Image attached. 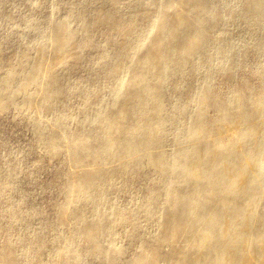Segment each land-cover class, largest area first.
<instances>
[{"label": "bare ground", "instance_id": "bare-ground-1", "mask_svg": "<svg viewBox=\"0 0 264 264\" xmlns=\"http://www.w3.org/2000/svg\"><path fill=\"white\" fill-rule=\"evenodd\" d=\"M127 1L129 5L123 7V12H130V20H125L123 12L114 7L121 0H109L112 6L108 11H81L82 18L75 27L61 21L52 39L56 54L53 67L98 61L99 76L108 83V100L104 95L100 98L99 87L85 93L81 87L76 89L84 94L83 104L88 109L82 111L67 137L72 162L95 164L106 157H127L141 150L149 153L130 160L119 177L111 171L92 168L72 178L71 189L79 210L71 217L74 225L69 232V245L67 250H58L46 264L87 262L76 254L80 237L92 239L87 253L98 256L102 264H264V95L251 99L246 90L230 91L224 95L216 117L209 121L207 109L215 99L208 81L213 72L211 64L204 71L202 84L187 86L189 94L184 98L177 95L183 89L181 84L172 87L176 93L165 92L166 83H177L185 75L188 58L196 57L194 68L198 76L205 64L215 58L206 43L208 26L240 16L263 28L264 0L244 1L241 11L212 4L211 0ZM189 30L194 31L192 38ZM80 33L87 36L81 39ZM97 35L114 43L91 60L84 57L83 49L99 47ZM238 44L219 46L225 54L223 67L227 75L236 71ZM248 47L264 53V37L251 41ZM40 59L37 53L26 73L27 86L40 72ZM260 71L264 78V66ZM15 78L9 69L0 93V109L17 93L28 89L21 85L14 92H7ZM47 85L48 99L64 96L60 81L51 78ZM174 96L182 102L171 108L168 102ZM93 97L100 98L96 104L90 103ZM247 102L251 108L246 107ZM187 115L191 116L190 121L181 126ZM58 118L54 124H66ZM229 123L232 137L222 134ZM172 125L176 128H168ZM37 133L48 150L58 152L55 144L61 141L60 135L52 132L44 137L40 130ZM213 134L219 135L211 137ZM167 139L191 143L171 153L150 151ZM147 169L164 183L156 192L146 194L142 204L129 208L133 238L139 248L125 258L126 249L115 238L107 239L106 234H111L113 226L125 227L129 220L118 207L105 211L100 206L108 196L126 189L121 186L122 180L143 177ZM94 209L97 214L92 216ZM12 215L14 222L29 223L20 210ZM69 218L63 214L62 206H55L53 225L62 226ZM154 220L157 230L146 235L144 229ZM104 241L106 246H102ZM9 244L1 250V254H6L1 264H22L17 258V246ZM166 246L170 247V260ZM23 253L40 260L46 253L45 245L41 242L32 250L25 248Z\"/></svg>", "mask_w": 264, "mask_h": 264}, {"label": "rangeland", "instance_id": "rangeland-1", "mask_svg": "<svg viewBox=\"0 0 264 264\" xmlns=\"http://www.w3.org/2000/svg\"><path fill=\"white\" fill-rule=\"evenodd\" d=\"M244 1L247 0H211V3H219L229 6V9L235 8L241 11L244 8L242 5ZM127 4L129 5L127 0H121L114 7L123 12V7ZM111 6L109 0H0V93L3 92L2 85L7 79L9 69L13 70L16 78L7 92H14L21 85L28 88L17 93L9 104H5L4 109H0V264L6 256L1 254V250L9 244V241V247L17 246L19 251L17 258L22 264H46L49 258L56 256L58 250H67L69 232L74 225L71 217L79 210L71 189L72 178L80 171L92 168L111 171L119 177L130 160L149 153V150H141L127 157L117 155L106 157L99 163L82 165L75 164L70 159L67 137L82 111L88 109V106L83 104L84 94L77 93L76 89L81 87L85 90L82 93H85L95 86L99 87V95L102 94L100 98L105 96V100H108V83L99 76L101 71L97 70L100 64L98 61H82L78 66L53 67L56 59L52 42L54 31L61 21L75 27L82 18L80 13L83 10L94 13L98 8L108 11ZM125 11L127 12H123L124 19L130 20V12L127 9ZM257 26V22L244 21L240 16L227 18L225 22L208 26L210 29L206 43L213 50L215 58L205 64L199 76L194 68L196 57L188 58L185 63L187 67L185 75L181 80H177V83L175 80L166 83L165 92L176 93L173 92L172 87L174 84H181L183 89L179 90L177 95L184 98L189 94L187 86L195 88L194 86L198 87L202 84L204 71L211 64L213 72L208 81L215 99L207 109L206 115L209 121L218 114L224 95L242 90L248 91L251 99L258 98L260 94L264 95V78L260 71L264 66V53L248 47L251 41L264 37V27L257 28ZM188 34L192 38L194 31L189 30ZM86 36L85 33L79 34L81 39ZM96 39L100 46L83 49L84 57L95 59L114 43V40L105 42L103 36L99 35ZM218 42H221L220 45L239 43L237 54L240 58L232 75H227L224 70L225 54L219 48L220 45L213 47ZM217 49L219 50L216 51ZM37 53L41 55L40 72H36L34 83L27 86L26 73L32 68ZM51 78L60 81L65 91L63 97L52 100L47 98L49 94L47 82ZM100 98L93 97L90 103L96 104ZM181 102L179 96H174L169 99L168 104L171 108H175ZM245 105L248 108L252 107L250 102ZM234 109L236 110L237 107L234 106ZM57 117L66 121V124L62 126L54 124ZM190 119L189 115L184 117L181 126L188 124ZM228 125L230 128L226 127L222 134L232 137L230 123ZM172 127L174 129L176 125L168 128ZM38 130L44 137L52 132L61 136V141L55 144L57 153L45 147L42 143L43 139L37 133ZM218 135L213 134L211 137ZM190 143L186 140L176 142L167 139L150 151L171 153ZM120 183L126 189L119 194L108 196L100 208L108 211L118 207L122 215L129 220L125 227L113 226L110 230L111 234H106L107 239L115 238L116 242L126 249L124 257L128 258L139 248L136 239L133 238L134 228L131 224L133 215L131 211L129 212V208L131 210L132 206L142 204L145 195L159 190L164 181L156 177L153 170L147 169L143 177L133 176L130 180H122ZM56 205L63 207L65 216H70L62 226L53 225ZM18 210L25 215L29 223L12 221V214ZM96 214L97 211L92 210L91 215ZM157 228L158 223L154 220L143 232L149 235ZM41 242L45 245L46 253L40 260L32 258V254L23 253L25 248L32 250ZM91 243L92 239L85 237H80L76 241L77 256L88 260L74 264H102L97 259L98 256L90 257L87 253ZM106 244L107 242L104 241L102 246ZM169 248L164 247L167 260L171 257Z\"/></svg>", "mask_w": 264, "mask_h": 264}]
</instances>
